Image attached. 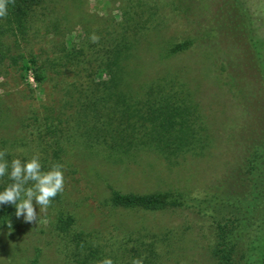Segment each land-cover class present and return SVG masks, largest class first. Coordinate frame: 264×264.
<instances>
[{
  "label": "rangeland",
  "instance_id": "374dc122",
  "mask_svg": "<svg viewBox=\"0 0 264 264\" xmlns=\"http://www.w3.org/2000/svg\"><path fill=\"white\" fill-rule=\"evenodd\" d=\"M4 27L6 17L0 18V139H6L0 147L22 163L38 154L44 172L62 165L65 187L47 211L33 201L36 222L17 218L11 204L2 216L0 205V264H32L37 249L36 264H100L105 258L113 264L138 258L143 264H215L200 219L180 210L116 206L109 186L138 193L200 191L233 161L264 108V0H40L12 29ZM123 38L150 46L139 47V77L163 85H151L150 97V87L136 90L139 106L145 104L139 115L129 110L107 117L102 97L114 68L112 48ZM182 39L194 44L170 59H152L157 43ZM21 54L45 64L48 79L41 87L32 70L22 75L20 60L11 58ZM171 75L173 81L164 80ZM157 91L188 107L187 121L207 138L201 154L184 151L169 161L152 149L121 152L111 139L108 145L87 139L90 133L118 140L119 134L161 131L167 101ZM46 107L62 112L53 136L71 135L60 140L62 159L55 157L50 135L40 143L32 134ZM106 123L116 128H100ZM5 176L0 191L13 182Z\"/></svg>",
  "mask_w": 264,
  "mask_h": 264
},
{
  "label": "trees",
  "instance_id": "16d2710c",
  "mask_svg": "<svg viewBox=\"0 0 264 264\" xmlns=\"http://www.w3.org/2000/svg\"><path fill=\"white\" fill-rule=\"evenodd\" d=\"M39 1L15 0V5L10 4L6 16L8 27H4L3 30L8 31L21 22ZM172 5L177 6V11L180 13L181 9L178 4L173 2ZM189 8L190 5L185 7L184 13ZM193 44L194 41L191 39L170 41L162 45L157 43L153 49L155 54L152 59L157 61L170 59ZM139 47L148 48L150 46L142 45L138 40L127 41L123 38L112 48L114 56L111 63L114 68H112V72L107 71L109 79L106 82L107 87L104 88L106 92L102 97V104L108 110L107 117L114 116L119 112L125 115L124 113L129 110L135 113L134 115H139L145 110V104L142 107L139 106L143 101L139 99L142 96H139L140 94L136 90L146 91V88L150 87V91L145 92V95L150 97L153 96L154 90L151 85L162 84L153 81L152 78L140 79L142 61L138 56ZM11 58L14 62L17 59L20 60L22 75L26 76L29 70L33 71V78L38 88L48 79L45 64L38 63L36 57H23L21 54ZM167 79L173 81L172 75L168 78L164 77V80ZM120 89L121 91H119ZM156 94L157 97L163 98L164 104L167 101L163 109L166 114L164 117L166 124L162 126L161 131L154 134L141 133L137 136L119 134L118 140L111 138V135L103 134L101 137H94V134L90 133L86 136L87 139H92L90 141L92 144H102L103 142L106 145L111 139L112 148L121 152L132 149H152L169 161L185 154L184 151L201 154L207 143V138L203 133L196 131V127L191 125L189 119L187 121L188 107L183 105V101H177L174 94L170 95L172 93L163 94V92L157 91ZM132 103L135 104L131 105ZM87 107H90L89 104ZM189 108L191 107L189 106ZM153 109L154 105L147 111ZM60 116H62L61 111L55 113L51 107L44 108L43 120L39 121V123L41 122L39 127H35L36 131L32 134L40 143L49 141L45 133L50 135L54 143L52 149L57 150L54 155L56 158L62 159L60 155L65 154L66 149L60 140L62 137L68 139L71 135L64 137L63 133L58 132V138L57 135L53 136L55 131L52 130V127H60L61 121L58 119ZM256 125L254 135L242 136L239 141V150L233 161L202 190L165 189L138 193L121 192L109 186L111 203L123 208L186 211L200 219L209 232L208 246L215 264H264V108L257 115ZM135 127L133 125L132 128ZM100 128L113 131L116 126L111 128L106 123L100 125ZM127 128L129 129V127ZM5 140L4 137L0 139L2 143ZM0 150H4L3 147H0ZM5 159L11 163L13 159L17 158L11 151H7ZM6 178L2 177L1 180H6ZM1 207L2 216L9 215L10 208L6 205H1ZM38 257L39 249L31 263L36 264Z\"/></svg>",
  "mask_w": 264,
  "mask_h": 264
},
{
  "label": "clouds",
  "instance_id": "9594fccd",
  "mask_svg": "<svg viewBox=\"0 0 264 264\" xmlns=\"http://www.w3.org/2000/svg\"><path fill=\"white\" fill-rule=\"evenodd\" d=\"M10 4L15 5V0H0V18L7 16ZM90 40L92 43H98L99 36L92 34ZM6 155L7 149L0 150V177L8 175L13 182L0 191V205H14L17 218L23 217L28 223L36 222L37 211L33 201L40 211L44 212L50 207L52 200L63 193V166L55 164L49 171L44 172L38 154L23 163L20 159H13L10 164L5 159ZM29 182H32V185L26 187ZM8 227L11 229L10 222ZM100 264H113V261L105 258ZM133 264H143V258L134 259Z\"/></svg>",
  "mask_w": 264,
  "mask_h": 264
}]
</instances>
